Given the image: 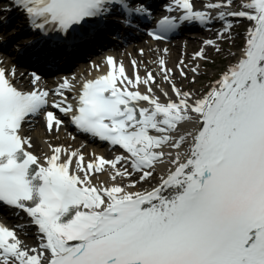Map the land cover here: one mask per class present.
<instances>
[{"label":"snow or ice","instance_id":"6c2138e0","mask_svg":"<svg viewBox=\"0 0 264 264\" xmlns=\"http://www.w3.org/2000/svg\"><path fill=\"white\" fill-rule=\"evenodd\" d=\"M12 2L32 29L57 33L55 47L66 50L96 38L93 21L119 12L130 28L128 16L150 15L143 0ZM203 8L172 0L166 12L180 15L163 16L147 33L159 42L185 24L219 20V40L230 38L232 18L251 23L237 62L200 94L178 87L163 58L159 71L172 93L160 89L166 102L156 95L154 73L141 76L136 60L129 75L123 62L107 57L108 71L84 82L75 106L64 95L73 87L67 79L49 104V91H21L12 82L15 69L0 67V205L24 213L38 233L30 247L19 226L0 223V264H264V0H209ZM204 45L221 51L214 40ZM197 59H207L204 47ZM199 67L190 69L192 83ZM187 68L181 58L183 79ZM32 77L35 86L41 77ZM49 107L125 155L85 162L80 150L51 144L50 155L33 154L25 122L43 116L49 133L64 123ZM165 162L167 174L150 190H134ZM104 172L111 183H95ZM133 173L138 180L131 181Z\"/></svg>","mask_w":264,"mask_h":264},{"label":"bare ground","instance_id":"6f19581e","mask_svg":"<svg viewBox=\"0 0 264 264\" xmlns=\"http://www.w3.org/2000/svg\"><path fill=\"white\" fill-rule=\"evenodd\" d=\"M169 4L172 3V0L166 1ZM209 2V0H193V3L195 5V8H201L206 11V9L203 8V5L205 3ZM239 2V0H237ZM167 5V6H168ZM233 10H237V8H233ZM166 12V11H165ZM171 14H180L179 12H174ZM236 21H242L243 26L245 27V31H241L240 38H230L226 35L223 39H217V33L222 30V28H218L217 30H210L201 32L199 34L197 33H191L189 37H183L179 39H174L167 42H152L149 40H141L138 42H133L127 45H123L120 48L117 49H99L95 54H88L83 53V58L81 59L80 63H75L77 66L72 72H62L59 74H56L52 77L40 80L37 85L33 86L31 83V80L29 79V75L26 73L24 69H16L14 64L6 58V56L2 53H0V64L2 67L8 70L15 69V78L13 79V84L21 87L23 89H27L30 87H39L43 90H47L50 93V99L51 102L53 100L60 99V97H57L54 95L56 90L59 88L60 84L63 83L65 79H67L73 87L71 90H64V95L68 97L69 103H74L75 99L74 97L77 96L78 89L83 84V82L93 79L94 77H97L100 73L105 74L108 71L107 65L105 63L106 58L111 56L114 57L117 61L123 62L125 65V68L127 70V73L129 75H132V65L131 61L136 60L140 67H139V74L141 76L145 75L146 71H151L156 76V82L159 85V87H155L156 95L161 97V102H166L160 89H163L165 91L169 92V95H172L170 86L164 82L161 78V74L159 71V60L161 58L165 59L166 65L168 68L173 69L174 79L177 83V86L182 88L184 91H191L196 92L198 94L203 93L207 90L209 85L212 83L210 82V78H205V65L208 59L213 58L212 54H218L214 48L212 47H206L204 45V42L206 40H214L216 41L217 45L220 47L221 51L219 53H222L226 59H228V65L226 69L231 65L237 62V58L240 55L241 47L244 43V38L246 35L247 28L251 27V23L247 21L246 19H240V18H232L231 22L234 26ZM2 23L5 25L10 24V22L6 19ZM19 23L17 22L16 25ZM108 28L99 35L96 36V38L90 42H87L86 44L82 45V47H79L78 49H70L66 50L61 47H55V45H50L46 47H42V45L36 44L34 41L31 45L28 46L26 49H22L20 56L21 60L28 64H33L37 66L39 69H47L51 65H57V64H63L60 62H66L68 59L71 58V56L80 54L82 52H85L86 48H92L97 46L100 42L103 40H106L109 38L107 36V32L109 30H114L118 32H123L124 34H129V32L132 31L130 28L122 27L114 22L107 24ZM15 28L17 26L14 25ZM3 31H6L4 28H2L0 33V41L8 39V42H10L9 38L5 37L7 36L3 34ZM6 33V32H5ZM10 33V32H9ZM8 33V34H9ZM29 36L30 42H32L31 34L27 33ZM3 36V37H1ZM31 38V39H30ZM229 41L230 46L228 49H226V52L222 48L226 41ZM238 46L239 49L235 50L233 49ZM204 47L205 55L207 57L206 60H192V56L194 53L200 51V49ZM164 49H167V53H164ZM141 50H143V54H141ZM235 53V55H232ZM88 58V59H86ZM183 58L185 60V63L188 65V68L185 69L187 72V79H183L179 75V71L176 69V65L179 63L180 59ZM60 61V62H59ZM78 61V60H76ZM75 61V62H76ZM58 62V63H57ZM197 64H199V75L195 76V83H192V79L194 74L190 71L192 67H195ZM59 69L64 70L65 67L62 65ZM95 66H99V71L96 70ZM225 69V71H226ZM223 73V72H222ZM221 73V74H222ZM206 79V85H200V82L203 79ZM141 91H144L145 89L141 87ZM174 98V97H173ZM146 102H142L140 104V107H146ZM49 110L54 111L56 115L63 116V114L59 113L58 110L51 109L49 107ZM64 121V118H60ZM65 122V121H64ZM23 135L30 137L31 142L33 144L32 149L30 151L33 152V154L37 155L38 157L43 158V156L47 154H51L50 150L48 148V144H51L53 147H62L69 149L70 151H76L80 150L82 154L85 157V162L90 161L94 159V156H101L105 159L111 160L115 159L116 156L119 155H125L123 150H119L118 153H110L109 151H105L102 149H99L96 147V145L86 143L82 141L81 139L77 138L75 135H73V131L71 132L66 128L65 124L61 125L59 132H52L49 133L45 126V121L43 116H36L31 118L30 120L26 121L23 126ZM47 142V143H46ZM171 165L165 162L164 164L157 165L156 171L154 173V176L148 180L147 182H142L137 185V188L134 190H150L152 186H154L161 175L167 174V169ZM118 167H120L118 165ZM139 179L138 173H133L131 177V181H136ZM95 183H99L100 181H104L106 183H111V181L108 178V174L106 172L97 174L96 177L93 178ZM131 181H123V183H129ZM119 182V178H118ZM16 211V210H15ZM16 213V212H14ZM28 222L27 225L30 226V222L26 215L19 211V214H14L12 216V219H8L4 221L5 226L9 228H15V224L17 222L21 221ZM22 229V228H21ZM26 234L18 229V235L20 236L21 240L24 241V243L30 247H35L38 244V240L36 239V236L38 233H36L35 229L25 230Z\"/></svg>","mask_w":264,"mask_h":264},{"label":"rangeland","instance_id":"374dc122","mask_svg":"<svg viewBox=\"0 0 264 264\" xmlns=\"http://www.w3.org/2000/svg\"><path fill=\"white\" fill-rule=\"evenodd\" d=\"M244 26H242V21H237L235 23L234 29L232 30V35L233 37L240 38V33H242L241 31H245V28H243ZM13 28H15L13 26ZM230 33V34H231ZM230 46L229 41L227 40L222 48V51L224 50L226 52V49H228V47ZM233 49L237 50L239 49L238 46L236 48L233 47ZM213 58L208 59V61L206 62L205 65V78H209L212 74H215L217 72H223L225 71L227 65H228V59L225 58V56L222 53H218V54H212ZM203 79L200 82V85L205 86L206 85V79ZM115 150H113L114 152Z\"/></svg>","mask_w":264,"mask_h":264}]
</instances>
